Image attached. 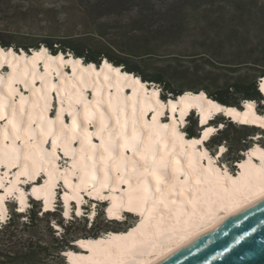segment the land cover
<instances>
[{
	"label": "bare ground",
	"instance_id": "bare-ground-1",
	"mask_svg": "<svg viewBox=\"0 0 264 264\" xmlns=\"http://www.w3.org/2000/svg\"><path fill=\"white\" fill-rule=\"evenodd\" d=\"M0 64H3V67H0V103L3 104L4 115V119H0V168L4 169L2 175L0 171V183H3L5 187H8L10 182L15 183L16 173L23 169L25 161L23 157L19 160L15 159L13 148L30 146L29 151L33 153L34 159L37 161L38 175L28 183H24L27 177L21 176V183L16 187L24 189L23 187L30 184L31 188L25 190L26 204L28 198L39 201L43 211L53 209L58 185L64 187L60 196L62 204L65 193L69 197L77 194L83 198L87 196L81 194L83 191L77 193L76 189L80 186V178L84 175L85 165L88 166V171L91 174L92 160L81 157L98 155L101 149L93 146L100 145L101 137L107 142L110 133L114 144L122 143L125 135L131 137L133 127H135L137 137L141 133L145 139L151 135L154 140L160 141L155 147L164 149L166 145V152L169 156L174 155L181 161L179 179L184 180L189 159L198 171L201 170L200 166L205 169L208 167L207 157L201 158L205 151L203 142L217 130L211 124H207L209 119L215 115L220 114L228 117L234 123L247 124L252 128L264 130L262 127L264 113L258 114L255 111L256 103L254 101H244L243 108L239 110L223 106L207 98L204 92H187L175 100L169 99L161 102L158 95L159 90L156 87L147 86L148 84L143 83L139 77L122 72L119 67L112 66L106 60H102L99 66H95L92 63L84 64L81 58H74L70 54L67 56L62 53L50 54L44 46L28 53L23 50L15 52L12 48L3 49L0 47ZM258 87L260 95L264 97V77L259 81ZM53 98L54 105H52ZM13 108L16 110L15 132L12 126ZM166 108L169 117L163 123L161 118L164 117ZM190 110H195L199 115V124L206 126L199 136L197 135L198 137L187 139L180 132L179 125L184 124V118ZM85 113L89 117L86 125L84 122ZM101 113L104 115L103 125L100 119ZM117 115L119 124H116ZM74 120L76 127L73 129ZM125 123L127 124L126 129ZM173 129H175V134H173ZM207 129H212V132L207 138L202 139ZM259 138L258 135L256 139ZM95 140L96 142H94ZM194 140L201 141V143L193 144ZM259 146L257 142L252 145L253 148ZM82 147L83 153L81 152ZM249 151L250 149L235 164L236 173L228 171L227 176L220 180L215 193L207 190L209 188L207 184L199 186L202 189L199 193H195L194 183L187 189V196L200 195L202 197L197 210L198 214L200 210L208 212L210 209L211 217L206 216L202 221L197 219L194 227L175 225L174 221L165 219L159 224L162 234H150L147 237L148 243L143 249V254L137 256L136 259L143 261L144 264H149L184 241L261 200L259 197L246 198L245 195H240L230 202L222 203L220 200V196L223 195L222 188L232 187L231 181L227 177L236 180L240 186L252 179L246 175V169L240 167L241 164L249 160ZM60 156H63L66 162V166L63 168L59 165ZM124 156L139 159V157H134V149L131 144L124 149ZM27 163L31 170L32 161L29 160ZM251 163L259 165V156L252 157ZM97 167L99 168V165ZM130 168L131 160H129V171L126 172L123 169L121 171L127 176L130 173ZM50 172L53 174L52 185H46ZM220 172H223V168H220ZM95 175L92 174L93 179L88 182L89 190L92 188ZM115 175L113 173V177ZM39 180H41L40 183ZM65 180L68 181L67 184ZM109 183L112 185L115 182L113 180ZM115 186L117 188L115 192L106 188L101 194L116 197L123 195L126 198L127 183ZM33 187L38 189L39 200L36 199V194L32 193ZM2 192L3 189H0V194ZM106 192L107 194H105ZM46 193H49L47 210L43 207ZM89 197L94 198L95 193ZM172 198L177 199L178 202L184 199L179 195ZM71 204L80 209L83 206L76 200L70 199L68 211ZM162 213L167 215V210L161 204L152 213L155 217L150 221L153 225L150 229L152 233L156 231L155 225ZM130 214L136 217V223L141 219L137 213ZM148 218L149 213L146 211L145 219ZM3 220L4 217H0V221ZM109 220L114 219L109 218ZM173 227H175L174 231ZM124 232L125 230L109 231L95 238H80L78 241H83L85 245H90L95 249L99 247L97 242H106L113 236H119ZM78 241L75 245L77 250L68 249L66 251L64 255L66 264H88L85 259L88 257L102 259L94 252L89 251V247H81Z\"/></svg>",
	"mask_w": 264,
	"mask_h": 264
},
{
	"label": "trees",
	"instance_id": "trees-1",
	"mask_svg": "<svg viewBox=\"0 0 264 264\" xmlns=\"http://www.w3.org/2000/svg\"><path fill=\"white\" fill-rule=\"evenodd\" d=\"M84 1L86 5L81 8L84 14L95 12L98 16L100 13L112 15L116 24H98L83 31L73 28L61 31L48 27L49 31L38 33L32 25L27 24L31 15L24 10L2 16L6 20H0V47L28 53L44 46L50 54H70L74 58H81L84 64L92 63L95 66L106 60L112 66L122 68L123 72L139 77L148 86L157 87L163 101L175 100L177 96L187 93L185 87H189L192 93L204 92L207 98L223 106L239 109L244 101H254L258 113L264 112V98L258 90L259 79L264 77V66H260L259 61L252 62L245 66L252 71L250 76L241 73L231 77L230 73L239 71L243 62L235 63L226 58L232 33L242 29L240 23H235L248 22L253 14L256 5L251 1ZM260 11L263 13V10ZM20 21L24 22V26H18ZM190 32L203 37L205 55H190L188 65L169 63L156 66L150 63V54ZM241 48V45H237V50ZM215 119L210 123L223 127L217 129L208 142H212L216 148L217 141L221 144L227 141L232 150L231 169L235 170V163L241 158L239 153L248 148L245 145L249 133L260 132L263 136L264 133L255 127L236 125L220 114ZM237 128L243 133L241 138L235 139L230 134L231 130ZM200 131L197 118L193 117L185 133L193 138L198 137ZM246 131L248 134H245ZM232 145H235L234 149ZM29 204L32 207L25 213L10 212L7 219L0 221V264H65V250L74 249L73 244L76 245L80 237L95 238L101 234L99 228H92L91 225L88 234L81 235L79 224L81 230L86 231V219L76 217L61 223L65 219L62 213L42 211L40 202L32 199ZM54 221L59 229L53 226ZM77 223L78 227H75Z\"/></svg>",
	"mask_w": 264,
	"mask_h": 264
},
{
	"label": "snow or ice",
	"instance_id": "snow-or-ice-1",
	"mask_svg": "<svg viewBox=\"0 0 264 264\" xmlns=\"http://www.w3.org/2000/svg\"><path fill=\"white\" fill-rule=\"evenodd\" d=\"M264 3V0H261ZM3 67V64H0ZM22 110V109H21ZM16 110L13 108V131H16L15 123ZM0 119H4L3 104L0 103ZM101 124L103 125L104 115L101 113ZM88 114L84 115L85 125L88 123ZM119 117L117 115L116 124H119ZM76 127L75 120L73 121V129ZM125 129L127 124L125 123ZM223 127V125H221ZM264 127V123H262ZM212 129H207L204 132V138H207ZM175 134V129H173ZM18 138V137H17ZM160 141L153 139L151 135L145 139L143 133L139 137L136 135L135 127H133V134L131 137L124 136L122 143L114 144L112 142L111 133L109 139L106 142L101 137V143L94 148H99L101 151L98 155L93 154L90 156H82V159H91V174L88 171V166L85 165L83 171L84 175L80 178V186L77 187L76 192L85 191L88 196H93L95 193V202L92 200H85L80 195H74L69 197L67 193L64 196V203L53 207V212L62 213L66 218L61 223H67L70 220H74L76 217L81 219H114L116 221H127L128 216L126 213H137L141 219L138 223L133 222L134 226H131L125 230V232L119 236H113L106 242H97L98 248H92L90 245H85L83 241H78L81 247H89V251L94 252L95 255L102 257V259H96L94 257H88V264H144L143 261H138L137 256L143 254V249L148 243L147 237L151 235L162 234L159 224L165 219L174 221L175 225L183 226H196L197 219L204 220L206 216L211 217V210L204 212L199 211V204L202 201L200 195L187 196V189L192 187L193 183L196 186L194 191L199 193L202 189L199 187L201 184L209 185L208 191L215 193L219 186L220 180L227 176L229 169L232 167L231 147L227 144V141L221 144L217 141V147L211 148L209 145L202 153V157H207L208 167L205 169L200 166V171L193 165L191 159L188 160L187 171L184 173L185 179L180 180L179 175L181 172V161L174 155L169 156L166 152V145L164 149L155 147ZM193 144L201 143V141H192ZM131 146L134 149V157L139 159L128 158L124 156V149ZM259 147L253 148L251 145H245L250 149L248 156L249 160L241 164L240 167L246 169V175L251 177L248 183L243 186L237 184L236 180H232L231 177H227L231 181V188L223 187L220 200L222 203L234 201L240 195H245L246 198L259 197L264 199V137L259 138ZM28 145L23 148L14 147L15 159L19 160L23 157L25 163L23 169L16 173L17 180L15 183H11L8 187H5L3 183H0V189H3L0 194V217L7 219L8 213H25L32 205L26 204L25 189L17 188L16 185L21 183L20 177L26 176L28 181H32L38 175L36 170L37 161L34 159L33 153L29 151ZM211 149V154H209ZM83 147L81 152L83 153ZM259 156V165L251 163V158ZM32 161V168L29 170L28 161ZM129 160H131L130 173L125 176L121 169L129 171ZM99 165V168L97 167ZM75 166V165H74ZM220 168H223V172H220ZM115 173V177H113ZM92 174L95 175L94 183L91 190L87 185L89 180L93 179ZM43 179V177H41ZM53 174H48V181L46 185H52ZM114 180V184L110 185V181ZM67 184L68 181L65 180ZM127 183V197L123 195L116 196H104L101 193L104 189L108 188L111 192L117 190L116 184ZM98 185V187H97ZM179 186V187H178ZM29 187L31 185L29 184ZM32 193L36 194V199L39 200L38 189L32 188ZM49 193H46L43 207L45 210L48 208ZM179 195L184 197L179 202L175 197ZM74 199L78 204L85 205L86 207L82 211L76 205H72L74 212L73 216H69L68 201ZM18 201V204H17ZM101 201H108L107 204L101 203ZM163 205L167 210V215L161 214L159 221L155 225L156 231L152 233L150 229L153 225L150 223L155 217L152 215L159 205ZM150 205V207H149ZM37 207H40L37 205ZM149 213V218L145 219V212ZM54 227H59L53 222ZM91 226V225H89ZM175 227H173V231ZM111 236V234H109ZM240 237L236 243L240 242Z\"/></svg>",
	"mask_w": 264,
	"mask_h": 264
},
{
	"label": "rangeland",
	"instance_id": "rangeland-1",
	"mask_svg": "<svg viewBox=\"0 0 264 264\" xmlns=\"http://www.w3.org/2000/svg\"><path fill=\"white\" fill-rule=\"evenodd\" d=\"M245 1L247 2L251 1L256 6L253 9V14L251 15L248 22L243 21V22L235 23V24L240 23V26H242V29H240L241 31H238L237 33L233 32L230 37L231 47L226 53L227 60L235 62V63L243 62L241 67L239 68V71H237L236 73H230L231 77L237 76L238 74H241V73H246V76H250L252 71L248 70L247 67L245 66H249L252 62L259 61L260 66L261 65L264 66V3H262L261 0H245ZM85 5H86V2L84 0H0V16H1L0 20L1 21L3 19L6 20L5 18H3L5 14L10 15L12 13L21 12L25 10L28 12V14L31 15V18L27 21V24L32 25L34 30H36V32L38 33H44V32L49 31L48 27L53 30H61V31L65 29H71V28L77 31L78 30L83 31V30H87L93 27L94 25H98V24H105L108 26H113L114 24H116V21L114 20V17L112 15H105V14L102 15V13H100V15L98 16L95 12H87L84 14L81 8H83V6ZM260 9L263 10V13L260 11ZM232 14L234 13L232 12ZM23 23L24 22L20 21L18 23V26L20 27L24 26ZM12 26H15V25H12ZM190 33L172 42L171 44H165L161 46V48L158 49L155 53L150 54L149 55L150 63L156 66L157 65L162 66V65L169 64V63L188 65L190 62L189 59L191 58L190 55L194 54L196 57L205 55L204 53L205 50L202 49L203 37L195 35L192 32ZM15 38L19 39L20 36H15ZM237 45H241L242 48L240 51L237 50ZM172 57H177V58L174 59ZM151 86L152 85H150L149 87ZM185 90L187 92H192L189 89V87H185ZM255 111L258 113L257 106H255ZM193 117L197 118L195 114L193 115ZM193 117L190 116L187 119V121L185 122L186 126L188 122H191L193 120ZM197 121H198V118H197ZM214 121H216L215 118H214ZM208 124H211L213 127H215V130L222 128L220 124L214 125V122L212 123L209 122ZM198 127H199V124H198ZM231 132L232 134H230V136H232L235 139L242 137L241 134L243 133V131L239 128L233 131L231 130ZM262 132L264 133V130ZM245 134H248V131H246ZM249 134L250 135L246 138V142H247V145H251V146L255 144L256 142L259 145V139H256L258 135L260 138L264 137L260 132H257V133L251 132ZM209 145L211 146V148H215L212 142H208V140L203 142V146L205 148L208 147ZM232 147L234 149L235 145H232ZM248 149L249 148H247V150ZM246 151L239 153L241 155L240 160L244 157ZM209 154H211V149H209ZM62 157L60 156L61 161H59V165L61 168L66 166L64 157L63 158ZM12 170L14 171V169ZM12 170L10 171V174ZM229 171L231 173H236L237 170L235 167V170H232L230 168ZM1 172L3 173V171ZM9 177L11 178V175ZM40 182L41 180H39V183ZM23 188L26 190V189H30L31 187L27 185L26 187H23ZM63 188L64 187H61V185H58L57 191H55V195L57 192H59V194L62 193ZM81 194L87 195L85 191L81 192ZM105 194H107V192ZM59 197L60 196L55 197L54 206H56L57 204H62L61 197L60 199ZM84 199L92 200L93 202H95L94 201L95 199L89 197L88 195L85 196ZM29 200L30 198H28L27 204H29ZM70 207L71 208L69 210V216L74 214L72 210V205H70ZM85 207L86 206L83 205L81 210L83 211ZM41 208H42V205H41ZM128 217L129 218L127 221H120V223L107 222L105 219H96V218L87 219L86 228H85L86 231L81 230V227H80L81 224H79L80 230L78 229V231L81 233V235H87L88 232L90 231L89 225H92V228L93 227L99 228L101 230L100 235L105 233L103 232L105 229L107 230L106 232L126 230L127 228L133 226L134 225L133 222H136L137 220L135 216H128ZM22 220H25V218ZM75 227H78V223L75 224ZM80 238H83V237H80ZM67 250H65V252ZM72 250H77V249H72Z\"/></svg>",
	"mask_w": 264,
	"mask_h": 264
},
{
	"label": "water",
	"instance_id": "water-1",
	"mask_svg": "<svg viewBox=\"0 0 264 264\" xmlns=\"http://www.w3.org/2000/svg\"><path fill=\"white\" fill-rule=\"evenodd\" d=\"M120 70L123 72L122 68ZM240 237L243 239L236 243ZM149 264H264V199L184 241Z\"/></svg>",
	"mask_w": 264,
	"mask_h": 264
}]
</instances>
